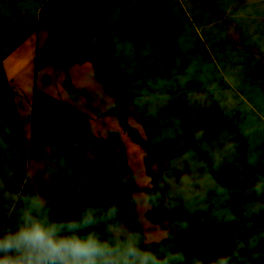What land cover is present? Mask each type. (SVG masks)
<instances>
[{"label": "rangeland", "instance_id": "obj_1", "mask_svg": "<svg viewBox=\"0 0 264 264\" xmlns=\"http://www.w3.org/2000/svg\"><path fill=\"white\" fill-rule=\"evenodd\" d=\"M81 1L0 0V105L5 110L0 116V230L15 224L26 200L39 198L45 205L57 184L76 208L103 210L90 173L100 167L103 140L115 132L120 142L112 153L127 163L124 186L135 199L140 228L121 226L139 236L142 250L180 264V248L163 243L175 229L150 215L146 152L116 118L99 116L113 99L96 80L91 63L81 66L75 59L77 39L89 53L102 56L94 14L76 15L80 29H75L66 20L46 19L42 11L46 2L58 10L76 9L71 2ZM144 1L109 0L106 16L124 81L135 96L134 109L126 111L128 122L153 149L152 169L161 176L198 264L229 257L231 264H264V229L251 230L252 224L231 213L228 193L208 169L209 162L214 169L235 166L243 180L244 210L264 218V187L256 191L264 186V0L157 2L177 63L174 74L188 94L194 134L210 161L183 150L184 132L170 113L160 78L161 53L152 36L141 32L144 22L138 14ZM55 58L67 74L61 80L55 71L42 75V81L49 79L43 88L40 66ZM12 125L26 139L28 155ZM105 227L94 229L103 239L108 238Z\"/></svg>", "mask_w": 264, "mask_h": 264}, {"label": "trees", "instance_id": "obj_2", "mask_svg": "<svg viewBox=\"0 0 264 264\" xmlns=\"http://www.w3.org/2000/svg\"><path fill=\"white\" fill-rule=\"evenodd\" d=\"M74 1V0H73ZM109 0H82L81 4L70 5L55 10L49 2L43 4L42 11L48 20H66L75 29H80L76 15L79 13H93V31L97 45L102 51V56H95L89 53L81 45V41L76 40L80 48L75 59L80 65L91 63L94 76L102 86L105 93L113 99V106L106 112L99 113L101 117L113 116L117 119L121 129L131 138V140L142 147L146 152V173L151 179V187L147 190V196L152 201L153 209L151 218L158 224H166L175 229V234L171 239L163 240L164 244H176L183 255L180 264H198L193 252L191 243L181 234L183 222L180 216L171 207V198L161 181V176L152 169L156 159L150 143L145 140L139 132L133 128L127 119L126 111L134 109L135 96L132 95L124 81L120 62L117 58V47L112 41L111 32L106 26V16L109 11ZM44 2V1H43ZM158 0H145L141 13L138 14L144 22L143 34H150L154 39L162 56V66L160 68V78L165 86V95L168 98L170 113L181 124L184 132L183 150L188 152L195 150L200 160H208L209 156L204 151L199 140L194 134V120L190 111V103L187 92H185L175 76L174 70L177 66L173 56L172 47L168 36L162 26L161 20L156 13ZM78 12V13H77ZM80 37V34L78 38ZM57 67L61 63L51 62ZM5 115L4 108L0 105V116ZM13 136L23 147L28 155V145L26 139L15 125L11 126ZM119 136L115 132L108 133L103 140V150L99 153L100 167L97 171L90 173L92 189L99 198V202L104 211L110 206L116 205L118 208L117 220L119 224H135L140 228L136 215V202L129 188L124 186L127 163L122 158L114 155L113 149L119 144ZM208 169L215 182L221 186L229 195V209L231 213L243 223L252 224L251 230L258 227L264 229V218L253 211H245L243 208L244 191L243 180L239 171L232 164H223L219 169H214L209 162ZM25 165L21 167L22 175L25 174ZM46 208L51 209L54 218L78 217L85 208H76L73 197L68 194L61 184H57L52 189Z\"/></svg>", "mask_w": 264, "mask_h": 264}, {"label": "clouds", "instance_id": "obj_3", "mask_svg": "<svg viewBox=\"0 0 264 264\" xmlns=\"http://www.w3.org/2000/svg\"><path fill=\"white\" fill-rule=\"evenodd\" d=\"M262 187L257 185L256 191ZM24 203L15 224L0 230V264H169L173 259L161 261L142 250L139 236L119 224L116 205L54 218L39 198ZM100 224L106 226L107 239L94 230ZM213 264H231V258H217Z\"/></svg>", "mask_w": 264, "mask_h": 264}, {"label": "crops", "instance_id": "obj_4", "mask_svg": "<svg viewBox=\"0 0 264 264\" xmlns=\"http://www.w3.org/2000/svg\"><path fill=\"white\" fill-rule=\"evenodd\" d=\"M54 29V28H53ZM112 36V35H111ZM43 59H44V57H43ZM51 62H53V60H51ZM51 62H49L48 63V60H45V61H43V63H42V65L40 66L41 67V69L39 70V75H40V77L42 76V75H45V74H50L52 71H55L56 73H58V75L59 76H56L58 79H60L61 80V78L60 77H63V75L64 74H67V73H65V69H63V68H58L57 66H55V65H53V64H50ZM54 62L55 63H62L61 61H59V58H55V60H54ZM87 63H85V64H83V66L84 65H86ZM88 64H90V63H88ZM82 66V65H81ZM48 72H50V73H48ZM62 75V76H61ZM48 76V75H47ZM46 78V77H45ZM45 79H43V81H42V77H41V85H42V87L44 88V87H47L48 85H47V83L46 82H48V80H47V78H46V80L44 81ZM100 116V115H99Z\"/></svg>", "mask_w": 264, "mask_h": 264}]
</instances>
